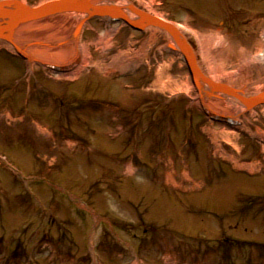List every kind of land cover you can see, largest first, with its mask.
<instances>
[{"label": "rangeland", "instance_id": "374dc122", "mask_svg": "<svg viewBox=\"0 0 264 264\" xmlns=\"http://www.w3.org/2000/svg\"><path fill=\"white\" fill-rule=\"evenodd\" d=\"M92 4L130 22L86 12L82 61L63 72L0 39V264H264V104L244 107L242 127L212 120L209 97L176 87L191 78L167 33L128 8L185 28L211 73L196 32H222L210 48L232 61L262 37L264 0ZM57 14L64 29L82 19ZM49 20L32 24L44 41ZM19 28L25 48L35 29ZM247 66L219 79L254 92L264 66Z\"/></svg>", "mask_w": 264, "mask_h": 264}, {"label": "bare ground", "instance_id": "6f19581e", "mask_svg": "<svg viewBox=\"0 0 264 264\" xmlns=\"http://www.w3.org/2000/svg\"><path fill=\"white\" fill-rule=\"evenodd\" d=\"M21 1V0H20ZM53 0H46L43 3L40 4H45L46 2H50ZM23 3V2H22ZM27 5V4H24ZM29 5V4H28ZM39 5V4H37ZM35 5L34 7H37ZM98 5V4H97ZM110 5V4H109ZM30 6V5H29ZM100 6V5H99ZM113 6V5H111ZM115 7V6H113ZM124 8H117L119 11H121V15L115 14L114 16L111 14H106L104 15L107 16V18H113L115 19L117 16L120 17V19L124 21H128V16L127 14H123L125 12ZM130 10L133 13L137 14V18L133 22L136 25H139L140 29H143L144 26L141 20L143 22L145 21V18L149 19V24H156L158 28H161L163 31L167 33L169 36V39L171 42L168 44V47L170 50L173 52V54L176 56H180L178 58L183 59V63L187 66L188 72H189V78L191 79H186L185 82L183 83H177V86H180V89H184L183 91L187 92L189 90H197L198 93L203 94L205 97H209L211 99V102L209 101V105L207 106V109L209 110L211 115H219L221 116V119L224 121L225 119L228 120V122L233 121L234 124H240L239 127H242L244 124H242L240 117L244 112V107H247V104L251 103L250 105L253 106L256 104V98L260 97V101L258 103L264 104V80H261V83L258 82V86L256 87V90L254 92L248 90L249 84H243V79L240 81H235V84H228L224 83L219 79L220 76H225V72H219L217 68H226L225 65L229 63H235L238 64L239 66L243 67V65L247 66V63H250L253 65H262L264 66V33L262 37H259L253 41V43L250 46H240L238 50H234L232 52L228 53V56L232 57L234 54H241L240 56H235L232 61H224L225 56L224 53H222L224 50L218 49L214 50L212 52L211 48H214L216 46H219L222 41H223V35L222 32L220 31H215L214 29L209 30L208 32L201 34L200 32H196V37L200 41V49L202 52V57L207 59L208 65H210L211 70L209 73L208 71L204 70L202 67L203 64L200 62L199 59H197V56L199 55L196 50L193 49L192 47V41H194L191 37V35L188 34V31L181 30L180 28L176 27L175 25H171L169 22L165 21V19H160L159 17L152 15L149 12H146L143 9H139L137 6H129ZM109 12L112 10L105 9ZM103 10V11H105ZM73 12L75 16H81L82 19H79L78 21L75 20V23L70 25L67 29H64L67 25L68 22V17H66L64 14L63 17H57L60 14L55 15V12H48L47 14H37V16L33 14H24L27 12L23 11L22 14H24V17L21 15V18H24L23 20H26L25 22H22L19 27H23V25L26 27V30L24 29L23 33H29L31 31L32 24H35L37 26L39 21H46L47 19H51L52 25L51 27L47 30L45 34V38L48 41L42 40L39 31L41 30L40 28H33L34 35L36 37H30L29 40H27V43H23L25 48L22 46H19L21 42V38H19V33L17 29L11 30L9 27H6L9 22L13 21V17L10 19L3 18L0 19V23L3 24L1 25L0 32L2 33L0 35V39H4L8 43L16 46L19 50H21L23 53L33 56L32 59H37L42 60L47 66L49 67H55L59 71L63 72L65 69L64 64H69V65H76L80 61H82V55H81V50L78 49L80 46V34L83 29V24L86 19H84V14L87 13H96L94 11L89 12V11H77V10H68L66 9L64 12ZM130 11V12H131ZM83 12V13H82ZM113 13V12H112ZM99 14V13H98ZM102 15V14H100ZM102 15V16H104ZM145 17V18H144ZM15 19L20 18V16H15ZM55 21V22H54ZM130 22V21H129ZM5 24V25H4ZM31 26L32 28H29L28 26ZM146 25V24H145ZM34 26V25H33ZM156 28V27H155ZM21 29L19 28V31ZM25 34V35H26ZM40 36V37H39ZM22 43V42H21ZM43 45V48L41 47ZM211 46V48H210ZM29 48H33V51L30 53L28 52ZM35 49V50H34ZM210 52V53H209ZM212 52V53H211ZM214 53V54H213ZM221 53V55H220ZM31 58V57H30ZM84 59V58H83ZM213 62V64H212ZM229 62V63H227ZM85 66L87 65L84 62ZM224 66V67H223ZM248 67V66H247ZM79 68V66L77 67ZM227 69V68H226ZM56 77L60 79H76L77 76L79 75L77 70L75 69L74 71H71L69 73H60L56 74ZM219 79V80H218ZM190 80V81H189ZM168 81V80H167ZM167 81L162 80V77L159 78V82H161L162 85H155V88H159L160 90L165 91L166 86H167ZM180 89L177 88V90L172 91L171 93H175L177 91H180ZM200 94V95H201ZM199 95V96H200ZM203 98V96H200ZM263 99V100H262ZM223 103H228V105H231L234 107L236 112H230L225 109V106ZM249 105V106H250ZM251 110V109H250ZM217 120V119H216ZM234 132V130H232ZM227 142L230 143V139H227ZM235 238V237H234Z\"/></svg>", "mask_w": 264, "mask_h": 264}, {"label": "water", "instance_id": "95a60500", "mask_svg": "<svg viewBox=\"0 0 264 264\" xmlns=\"http://www.w3.org/2000/svg\"><path fill=\"white\" fill-rule=\"evenodd\" d=\"M93 1L94 0H56V1L46 2L45 4L42 5H37V7H33L29 5H24V3H22V1L20 0H2L0 1V19L2 20L3 18L11 19L13 17V21L9 22V24L6 25V27H9L11 30H13L17 28L22 22L26 21L23 20L24 18H21V15L24 17V14L28 15L34 13L37 16V14L40 13L47 14L48 12L65 11L66 9H68V10L89 11V12L94 11L95 13L97 12H99V14L106 13V14H111L113 16L115 14L121 15L119 14L121 13V11L117 9L118 7L116 6L113 7L111 5H105V6L93 5L92 4ZM105 9L108 10L111 9L112 11L108 13V11ZM26 10L27 12L22 14V12ZM18 15L20 16V18L15 19L14 17ZM129 21L130 20H128V22ZM145 21L149 22V19L145 18ZM1 25L3 24L0 23V29H1ZM1 34L2 33L0 32V35ZM260 99H261L260 97L258 98V100L256 98V101L258 102L260 101Z\"/></svg>", "mask_w": 264, "mask_h": 264}]
</instances>
